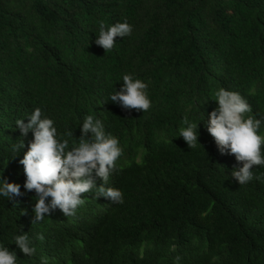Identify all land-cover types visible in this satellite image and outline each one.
<instances>
[{
	"label": "trees",
	"instance_id": "obj_1",
	"mask_svg": "<svg viewBox=\"0 0 264 264\" xmlns=\"http://www.w3.org/2000/svg\"><path fill=\"white\" fill-rule=\"evenodd\" d=\"M100 21L133 32L106 52L95 43ZM124 74L148 85L147 112L110 100ZM220 88L248 101L246 117H264V0H0V178L24 193L0 195V247L17 264H264V166L240 185L231 173L242 163L205 127ZM35 108L60 135L73 133L69 149L88 115L119 139L105 187L121 190L123 204L93 190L74 216L56 209L32 223L36 193L19 161L34 135L20 152L13 144L16 121ZM185 116L199 126L192 149L179 135ZM23 233L34 255L15 244Z\"/></svg>",
	"mask_w": 264,
	"mask_h": 264
},
{
	"label": "clouds",
	"instance_id": "obj_2",
	"mask_svg": "<svg viewBox=\"0 0 264 264\" xmlns=\"http://www.w3.org/2000/svg\"><path fill=\"white\" fill-rule=\"evenodd\" d=\"M132 32L133 27L126 21L107 29L104 22L100 21L99 35L95 43L107 52L113 49L117 37L124 38ZM122 79L123 86L119 91L114 90L110 100L126 111L135 109L147 112L152 106L147 91L148 85L131 74H124ZM215 97L214 101L218 107L209 114L205 127L222 155H234L236 160L242 163L243 166L233 170L231 175L240 185H244L256 178L252 171L253 166H264V136L258 134L264 117H246L245 114L251 113L252 108L238 92L220 88L215 92ZM28 118V123L23 119L16 121L22 138L13 144V151L20 152L24 149V138L29 132L33 133L34 138L28 143V150L19 161L26 176L23 187L28 192L36 193L33 224L42 221L46 214L51 216L56 209H60L65 216H74L78 206L85 203L82 194L93 190L97 199L104 197L112 204L124 203L121 190L105 187L117 170L116 161L123 150L119 139L106 133L100 119L92 115L86 116L78 144L74 143L69 149V140L64 137H73V133L60 135L54 121L44 116L40 108H35ZM183 123L186 127L180 129L179 135L190 149L195 148L199 140V126L190 122L187 116L184 117ZM95 177L101 178L103 184L97 186ZM0 195L15 202L16 197L23 196L24 193L21 192V185L0 178ZM26 214L27 211L24 210V215ZM36 239L42 241L44 236L39 234ZM15 244L25 256L34 255L36 252L28 233L15 236ZM176 259L179 261L180 258ZM17 260L16 252L7 247H0V264H17Z\"/></svg>",
	"mask_w": 264,
	"mask_h": 264
}]
</instances>
